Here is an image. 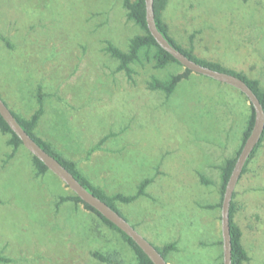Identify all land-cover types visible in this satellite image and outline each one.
I'll return each mask as SVG.
<instances>
[{
  "label": "rangeland",
  "instance_id": "rangeland-1",
  "mask_svg": "<svg viewBox=\"0 0 264 264\" xmlns=\"http://www.w3.org/2000/svg\"><path fill=\"white\" fill-rule=\"evenodd\" d=\"M125 0H0V97L64 158L116 202L122 216L168 264H221L222 166L236 157L251 115L238 89L191 73L171 96L154 79L185 73L155 67L153 48L130 79L107 51L129 52L146 34ZM135 1V0H131ZM169 34L202 61L259 80L264 88V0H168ZM41 91V92H40ZM0 131V264H106L99 251L137 264L132 247L51 171L39 175L24 147ZM99 145V146H98ZM234 222L249 260L264 264V141L235 189ZM208 206H214L213 209Z\"/></svg>",
  "mask_w": 264,
  "mask_h": 264
},
{
  "label": "trees",
  "instance_id": "trees-1",
  "mask_svg": "<svg viewBox=\"0 0 264 264\" xmlns=\"http://www.w3.org/2000/svg\"><path fill=\"white\" fill-rule=\"evenodd\" d=\"M168 0H155L154 1V11H155V20L157 27L159 31L163 34V36L169 41V43L182 52L184 55H186L188 58L191 60L209 67L211 69L220 71V72H225V73H230L233 74L239 78H241L243 81L246 82V84L253 90V92L257 95L263 110H264V88H262L261 83L259 80L255 79H250L242 74H238L235 72H232L230 70L225 69L223 66H221L218 63L214 62H206L202 61L199 58H197L193 50H187L183 48L170 34L168 31V27L163 21V11L165 10L167 6ZM124 7L128 10V18L131 21H134L138 26H140L143 30H145L146 34L144 35H138L135 38L132 39L131 44H130V50L129 52H124L121 49L117 48L113 44L109 43L107 47V51L111 54V56L115 59H117L120 62V65L118 67V71H124L126 72L127 76L131 79L133 70L131 68V65L134 63H137L140 61V57L143 52H149L153 48L156 49L155 54H154V60H155V67L158 69H163L169 64L172 63H177L181 65L174 57H172L168 52L164 51L155 41L153 36L150 34L148 27H147V22H146V5H145V0H125L124 1ZM189 70H185V73L183 74H175L171 75V77L168 80L161 81L159 79H154L150 84V89L151 90H160L166 94V96H171L176 88L179 86V84L187 79L190 74ZM41 92V91H40ZM247 99V98H246ZM248 100V99H247ZM38 102L41 105V108L38 109L35 114L30 118V119H23L19 116H17L15 113L14 116L16 117L17 121L20 123V125L23 127V129L50 155H52L54 158H56L67 170H69L77 179L78 181L85 187L87 188L92 194H94L96 197L107 203L111 208L116 210L117 212L118 209L116 207V202H121V203H131L138 198L142 197L145 195V189L147 186L151 183V179H146L144 180L137 191L135 195L132 196H124L122 194H116L109 196L106 194L102 189L96 187L93 185L90 180H88L87 177H85L81 171L78 169L77 164L74 161H70L66 158H64L62 155H60L58 152H56L52 145L42 138L38 137L35 133V129L38 125V122L43 114V103H44V96L39 93L38 94ZM251 108V115L248 119V124L246 131L244 133V139H243V144L246 142L247 138L249 137L253 125H254V120H255V112L254 108L250 106ZM0 131L3 135H10L11 138L9 140V145L13 146L14 148V153L15 154L16 150H18L20 147L23 146L22 141L20 138L11 130L9 125L5 122V120L2 118L0 115ZM264 141V133L262 135V138L257 145L256 149L254 152L251 154L249 160L247 161V164L243 170V173H246L247 171V166L250 163V161L255 157L257 151L259 148L262 146V143ZM99 146V145H98ZM242 147L240 150L237 152L236 157L229 158L225 161L224 165L222 166V201H223V196L225 192V187L229 181V178L233 172V169L235 167L237 157L240 154ZM34 163L35 166L38 170L39 175H43L47 173L49 170L48 168L36 157H34ZM74 194V193H73ZM236 194L234 193L233 195V200L235 198ZM61 200L63 202L65 201H74L76 203H81L84 205V207L92 211L93 213L97 214L102 221L109 226L111 229H114L118 233L122 235L124 240L128 242V244L132 247V249L135 252L136 259H137V264H153L151 260L148 258V256L138 247V245L131 239L129 238L125 233H123L120 229H118L114 224H112L110 221L105 219L99 212H97L94 208L91 206L85 204L79 197H77L75 194L73 197L66 198L62 197ZM232 200L231 208H230V233H231V240H232V264H244L249 260V255L247 250L244 248L242 244V231L240 227L234 222V216L236 213V204ZM219 207H222V203L219 205ZM208 208L213 209L214 206H208ZM120 213V212H119ZM121 214V213H120ZM122 215V214H121ZM223 244V241L221 242ZM175 244H171L163 249V252H159L163 255V257L166 259V255L175 249ZM94 257L101 261L102 263L106 264H123L122 261H119L117 259V255L114 254H104L102 252L96 251L94 252ZM3 261H8L0 257V262ZM223 264V263H221Z\"/></svg>",
  "mask_w": 264,
  "mask_h": 264
},
{
  "label": "water",
  "instance_id": "water-1",
  "mask_svg": "<svg viewBox=\"0 0 264 264\" xmlns=\"http://www.w3.org/2000/svg\"><path fill=\"white\" fill-rule=\"evenodd\" d=\"M155 0H145L146 22L150 34L157 44L174 59H176L185 69L192 73L209 77L215 81L227 84L238 89L248 99L254 108L255 120L252 131L244 143L233 172L225 187V192L221 207V232L223 241V264H232V240L230 233V208L233 195L243 170L251 154L259 144L264 133V110L253 90L241 78L225 72H220L203 66L184 55L174 48L169 41L159 31L154 11ZM0 115L9 125L11 130L20 138L23 146L38 160H40L49 171L56 175L77 197L85 204L94 208L105 219L114 224L118 229L131 238L138 247L148 256L153 264H168L158 249L145 239L119 212L111 208L107 203L92 194L85 188L78 179L67 170L56 158L47 153L20 125L16 117L0 97Z\"/></svg>",
  "mask_w": 264,
  "mask_h": 264
},
{
  "label": "crops",
  "instance_id": "crops-1",
  "mask_svg": "<svg viewBox=\"0 0 264 264\" xmlns=\"http://www.w3.org/2000/svg\"><path fill=\"white\" fill-rule=\"evenodd\" d=\"M39 123V122H38ZM37 135V134H36ZM39 137V136H38ZM41 138V137H40ZM43 139V138H42ZM220 243L222 242V241H219ZM223 245V244H222Z\"/></svg>",
  "mask_w": 264,
  "mask_h": 264
}]
</instances>
